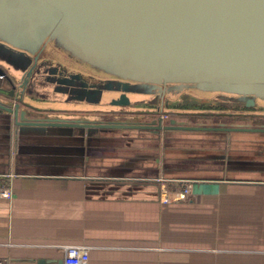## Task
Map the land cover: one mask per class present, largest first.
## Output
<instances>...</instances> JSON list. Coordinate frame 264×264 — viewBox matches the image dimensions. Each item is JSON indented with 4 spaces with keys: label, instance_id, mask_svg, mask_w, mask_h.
<instances>
[{
    "label": "crops",
    "instance_id": "obj_1",
    "mask_svg": "<svg viewBox=\"0 0 264 264\" xmlns=\"http://www.w3.org/2000/svg\"><path fill=\"white\" fill-rule=\"evenodd\" d=\"M6 124L0 262L55 264L83 244L88 264H264V133Z\"/></svg>",
    "mask_w": 264,
    "mask_h": 264
},
{
    "label": "water",
    "instance_id": "obj_2",
    "mask_svg": "<svg viewBox=\"0 0 264 264\" xmlns=\"http://www.w3.org/2000/svg\"><path fill=\"white\" fill-rule=\"evenodd\" d=\"M125 1L131 3V11L118 15L121 8L117 6ZM141 1L146 0H68L62 6L55 0H19L18 7H10L0 0L1 17L7 18H0V114L8 129L14 126L16 133L23 127L70 128L80 133L138 128L158 134L196 130L264 133V124L198 122L207 107L185 106L178 115L185 121L162 116L170 103L183 96L234 104L236 108H221L234 113L253 111L258 98L264 100V82L248 83L242 77L213 72L222 67L234 71L251 67L246 62L255 52L248 46L239 49L240 41L264 43V0H202L207 4L204 8L180 4L169 10L170 37L160 36L155 25L144 34L134 22ZM39 4L46 5L47 12L33 18L29 10ZM89 13L100 18L96 28L86 18ZM113 20L116 36L128 39L130 47L141 40L143 49L136 57L106 53L95 43L78 40L77 35L86 30L104 35ZM192 27L198 29L194 34L189 32ZM61 41L78 51L65 54ZM61 56H70L75 64L55 59ZM107 57L110 65L103 61ZM91 59L103 61L100 72L89 71L82 62ZM257 61L264 67V56ZM193 67L197 68L190 72ZM82 105L96 118L84 120L77 110ZM215 112L206 114L217 117ZM74 115L80 117H69ZM98 115L106 119H97ZM144 120L152 121L141 123ZM37 264L50 263L41 259Z\"/></svg>",
    "mask_w": 264,
    "mask_h": 264
},
{
    "label": "rangeland",
    "instance_id": "obj_3",
    "mask_svg": "<svg viewBox=\"0 0 264 264\" xmlns=\"http://www.w3.org/2000/svg\"><path fill=\"white\" fill-rule=\"evenodd\" d=\"M8 2V4L10 5V7L13 6H19V0H6ZM34 2V0H33ZM55 2L59 5L65 6L68 3V0H55ZM186 5L187 8H189V6H194V8H204V6H207V4L202 3V0H146V1H141L139 2V5H142L140 9L135 10L134 11V15H133V19L134 22L136 24H138V26L142 27V31L144 32V34L148 31V29H150L152 27V25H155L157 27V29L161 32L159 33L160 36H164V37H170L169 35V24L168 21L170 19H172V14L169 11L170 9H174V7H178V5ZM191 4V5H190ZM28 5V4H25ZM123 5V6H122ZM170 5V7H169ZM46 5L44 4H39L37 6H34L33 10H29L30 12V16H32L33 18H35V16L39 15V14H43L45 12H47V9L45 8ZM120 7L121 9H117L118 15L122 12H130L132 5L130 2H123L121 5H118L117 8ZM123 7V8H122ZM169 7V8H168ZM134 10V9H133ZM43 12V13H42ZM37 14V15H35ZM58 14V12H57ZM2 15L0 14V18H6V16L4 15L3 17H1ZM82 17V16H81ZM119 17V16H117ZM122 17V16H121ZM86 18L89 19V21H91V26L93 28H96L97 23L99 22L98 15L97 14H90L86 15ZM4 19V20H5ZM3 20V19H2ZM104 21H106V19L104 18ZM107 23V22H106ZM15 26H20L19 24H17L16 22L14 23ZM116 21L113 20L111 22V30H108L109 27L107 26L108 23L103 27L105 28L107 26V30L104 32L103 34H96L95 32L86 30L84 31L82 34L83 35H77L78 40L84 42L85 44H91V43H95L97 45H99L104 52L106 53H110L111 52H116L119 55H124V56H132V57H136L139 52L143 49V45L140 41H137L133 46H129V42L127 43L128 39H125L122 36H116L115 32H114V27H115ZM95 25V26H94ZM178 26V24H176ZM86 26V25H84ZM174 30H177V28H175ZM198 29L197 28H189V32H191L192 34H194ZM120 32V31H118ZM76 34V32H75ZM121 34V33H120ZM76 36V35H75ZM1 41V40H0ZM61 48L64 49L66 52L65 54H69L70 56L73 55V51H75L77 48L76 46L72 47L68 44V46L66 45V42H62L60 44ZM93 45V44H91ZM240 48H245V46H248L247 49H253V52H255L253 54V57H250L247 59V64L251 65V67L249 69H244V70H236L235 69H228V68H220L218 70H215L213 72H215L214 74H222L223 76L226 75H231V77H238L245 80V82L248 83H252L250 80H255V81H261L264 82V67H259L257 65V63H259L258 57L264 56V43H260V41H253L252 43H249L246 40H242L240 41ZM147 48H154V45L151 47ZM147 50V49H146ZM78 51V50H76ZM255 55V58H254ZM68 57V59H65L64 56L61 57H56L55 59L57 61H61L66 65H71L72 63L75 64L71 57ZM110 57H107V59L103 60L106 64L110 65ZM71 61V62H69ZM103 61H95L94 59H91L90 62H85L86 66L88 68L89 71H92L94 73L98 72L100 70V67L102 68L103 65ZM84 64V63H83ZM84 66V65H83ZM107 67V66H105ZM192 67V66H191ZM194 68L197 67H193L191 69H189L190 72H193ZM208 70V69H207ZM100 72V71H99ZM204 73V72H203ZM264 86V85H263ZM258 102L259 105L256 107L255 110L250 111V112H239V113H234L231 112L230 110H226V109H221V108H236L234 104H227L224 103L222 101L219 100H213L210 98H205V96L199 97L198 95L196 96H183V98L180 101L177 102H172L169 104L170 108L166 109V112H164L162 114V116L164 117H177L179 115V113L181 111L184 110V107H207V109L202 110V118L200 119H217V120H221V119H232V120H238L239 122H243V123H256V124H264V100L262 98H258ZM159 104V103H158ZM86 106L82 105V108L77 109V110H87L85 108ZM74 108V107H73ZM208 108H212V109H208ZM219 108V109H218ZM192 108L188 109L191 110ZM75 110V108H74ZM186 110V109H185ZM210 111H216L215 113L217 114V117L212 116L210 114H206L209 113ZM193 112V110H191ZM190 111V112H191ZM222 115V116H220ZM231 115V116H230ZM212 116V117H211ZM97 117H102V116H97ZM182 118V117H181Z\"/></svg>",
    "mask_w": 264,
    "mask_h": 264
},
{
    "label": "built area",
    "instance_id": "obj_4",
    "mask_svg": "<svg viewBox=\"0 0 264 264\" xmlns=\"http://www.w3.org/2000/svg\"><path fill=\"white\" fill-rule=\"evenodd\" d=\"M190 189L186 187L183 193L189 194ZM3 195H7V191L3 192ZM160 200L162 202L168 201L167 190L162 187V194ZM90 247L83 244H73L64 247V259L63 264H88ZM0 264H5L0 262Z\"/></svg>",
    "mask_w": 264,
    "mask_h": 264
}]
</instances>
